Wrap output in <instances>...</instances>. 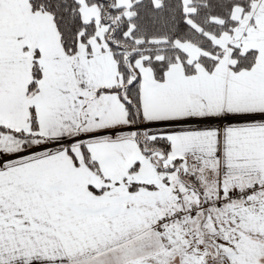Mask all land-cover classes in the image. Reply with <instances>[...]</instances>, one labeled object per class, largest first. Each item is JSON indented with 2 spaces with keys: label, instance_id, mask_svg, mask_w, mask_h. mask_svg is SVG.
I'll list each match as a JSON object with an SVG mask.
<instances>
[{
  "label": "snow or ice",
  "instance_id": "obj_1",
  "mask_svg": "<svg viewBox=\"0 0 264 264\" xmlns=\"http://www.w3.org/2000/svg\"><path fill=\"white\" fill-rule=\"evenodd\" d=\"M0 264H264V0H0Z\"/></svg>",
  "mask_w": 264,
  "mask_h": 264
}]
</instances>
